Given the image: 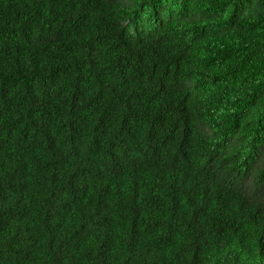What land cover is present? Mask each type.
<instances>
[{
    "label": "trees",
    "instance_id": "1",
    "mask_svg": "<svg viewBox=\"0 0 264 264\" xmlns=\"http://www.w3.org/2000/svg\"><path fill=\"white\" fill-rule=\"evenodd\" d=\"M0 264H264V0H0Z\"/></svg>",
    "mask_w": 264,
    "mask_h": 264
}]
</instances>
